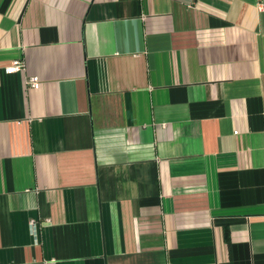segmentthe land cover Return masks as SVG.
Masks as SVG:
<instances>
[{"label": "crops", "instance_id": "1", "mask_svg": "<svg viewBox=\"0 0 264 264\" xmlns=\"http://www.w3.org/2000/svg\"><path fill=\"white\" fill-rule=\"evenodd\" d=\"M0 264H264V0H0Z\"/></svg>", "mask_w": 264, "mask_h": 264}, {"label": "built area", "instance_id": "2", "mask_svg": "<svg viewBox=\"0 0 264 264\" xmlns=\"http://www.w3.org/2000/svg\"><path fill=\"white\" fill-rule=\"evenodd\" d=\"M23 65L20 62H13L10 66L5 68V72L11 74L13 72H18L22 70ZM27 84L34 89L39 88V80L36 77H30L27 81Z\"/></svg>", "mask_w": 264, "mask_h": 264}]
</instances>
